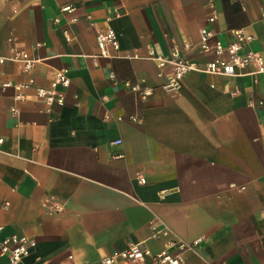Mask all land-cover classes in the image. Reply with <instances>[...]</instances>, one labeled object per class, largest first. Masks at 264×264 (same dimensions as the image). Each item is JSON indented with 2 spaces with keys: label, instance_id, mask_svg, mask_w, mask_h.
<instances>
[{
  "label": "crops",
  "instance_id": "crops-1",
  "mask_svg": "<svg viewBox=\"0 0 264 264\" xmlns=\"http://www.w3.org/2000/svg\"><path fill=\"white\" fill-rule=\"evenodd\" d=\"M203 27L209 46L241 29L264 60V0L0 1V54L36 59L27 72L0 65L12 85L0 88V238L35 241L18 264H103L130 243L178 242L191 246L180 264H264V73L190 71L173 92L171 66L150 56L191 43L202 68L215 57L196 46ZM108 28L118 57L98 56ZM57 69L70 83L46 112L35 89ZM124 81L152 92L142 100Z\"/></svg>",
  "mask_w": 264,
  "mask_h": 264
},
{
  "label": "built area",
  "instance_id": "built-area-1",
  "mask_svg": "<svg viewBox=\"0 0 264 264\" xmlns=\"http://www.w3.org/2000/svg\"><path fill=\"white\" fill-rule=\"evenodd\" d=\"M4 1V0H0ZM69 9V7H65ZM64 9V10H65ZM216 19V12L213 11L208 17V22H213ZM212 31L207 28H201L199 32V40L196 46L203 51L211 49L215 54L212 60H208L201 68L196 62L190 60L186 54L189 53L194 45L191 43H184L183 48L179 49L173 47L169 55L155 56L150 52V56L156 61L158 67L170 65L172 68L171 75L163 88L168 91H177L180 80L190 71H199L214 75L234 76L239 73L241 69L253 63L256 65V71L264 73V60L261 55L251 51L248 44L251 40L250 36L245 35L241 29H236L231 32L232 40L223 46L219 41H215L212 46H209L208 39L212 36ZM96 46L98 48V56L104 58L118 57V40L115 32L108 28L99 30L95 35ZM225 55V57H223ZM6 60L16 61L22 64L24 71H29L32 65L36 62L35 58L29 56L24 51H17L12 57H5L0 54V65ZM70 83V78L65 69H57L50 82L49 87H37L35 95L41 99L46 105L45 111L50 112L53 104L62 105L64 102V94L58 87H67ZM29 84V83H28ZM24 85L25 87L28 86ZM124 86L134 92L140 99H146L152 92V89L144 84L142 81L134 83L124 81ZM12 86L9 82L0 83V88L5 89ZM17 89L20 85H15ZM10 112L13 116H17L18 109L12 107ZM136 120V119H132ZM140 122L139 120H136ZM3 139L0 137V144ZM120 140H115L112 144H118ZM159 234H166L164 230H155L153 236ZM196 240L195 242H198ZM177 252L170 253L168 250L159 252H152L148 248L143 247L140 243H130L128 247L122 251H115L102 259L103 264H115L118 260L145 263L149 261L150 264H180L182 261V252L191 249L190 244L185 242L177 243ZM35 241L29 239L24 235H9L0 238V254L7 259V264H18L24 257H26L30 250L34 247Z\"/></svg>",
  "mask_w": 264,
  "mask_h": 264
}]
</instances>
